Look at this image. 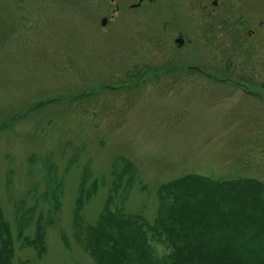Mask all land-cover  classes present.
Instances as JSON below:
<instances>
[{
	"label": "rangeland",
	"instance_id": "374dc122",
	"mask_svg": "<svg viewBox=\"0 0 264 264\" xmlns=\"http://www.w3.org/2000/svg\"><path fill=\"white\" fill-rule=\"evenodd\" d=\"M101 1L0 0V211L14 239L43 226L46 246L38 261L17 241L20 262L96 264L73 226L83 173L86 188H98L76 218L83 225L110 195L107 211L151 225L163 185L191 175L263 179L262 103L163 73L175 61L135 36L169 18L155 7L109 16ZM48 171L63 185L57 210Z\"/></svg>",
	"mask_w": 264,
	"mask_h": 264
},
{
	"label": "trees",
	"instance_id": "16d2710c",
	"mask_svg": "<svg viewBox=\"0 0 264 264\" xmlns=\"http://www.w3.org/2000/svg\"><path fill=\"white\" fill-rule=\"evenodd\" d=\"M118 159L129 165L124 158ZM85 175L77 188L73 226L80 228L76 240L96 264H264V180L213 181L186 176L157 192V214L151 225L122 214L121 208L107 211L112 208L111 195L95 223L83 225L76 218L98 189L96 181L90 190L86 188L83 181L90 178ZM53 177L48 171L46 184L57 210L63 185ZM2 216L0 211V264H34L30 260L20 262L17 241L41 260L46 250L44 227L36 226L33 238L17 229L14 239L11 224Z\"/></svg>",
	"mask_w": 264,
	"mask_h": 264
},
{
	"label": "flooded vegetation",
	"instance_id": "af4514ba",
	"mask_svg": "<svg viewBox=\"0 0 264 264\" xmlns=\"http://www.w3.org/2000/svg\"><path fill=\"white\" fill-rule=\"evenodd\" d=\"M102 1L109 16L155 7L169 18L153 27L152 34L135 36L147 38L148 51L162 60L175 61L176 68L163 73H184L193 87L205 80L209 89L226 88L264 105V0ZM102 20L105 25L100 26L107 27L109 18ZM136 49L145 51L140 45Z\"/></svg>",
	"mask_w": 264,
	"mask_h": 264
}]
</instances>
